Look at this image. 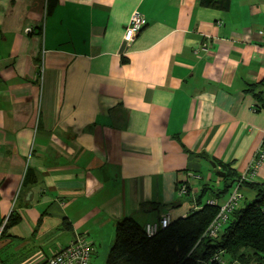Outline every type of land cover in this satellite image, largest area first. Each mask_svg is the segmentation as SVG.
<instances>
[{
	"label": "crops",
	"instance_id": "crops-1",
	"mask_svg": "<svg viewBox=\"0 0 264 264\" xmlns=\"http://www.w3.org/2000/svg\"><path fill=\"white\" fill-rule=\"evenodd\" d=\"M261 28L264 0H0V221L19 216L0 262L43 264L83 234L104 264L116 220L222 203L264 132ZM248 182L264 187V161Z\"/></svg>",
	"mask_w": 264,
	"mask_h": 264
},
{
	"label": "trees",
	"instance_id": "trees-1",
	"mask_svg": "<svg viewBox=\"0 0 264 264\" xmlns=\"http://www.w3.org/2000/svg\"><path fill=\"white\" fill-rule=\"evenodd\" d=\"M229 1L199 0V3L226 9ZM232 174L231 177L225 175L224 185L214 191L215 195L229 192L239 177L237 173ZM243 183L254 188L255 195L234 210L217 237L200 238L217 211V206L206 203L183 217L170 220L151 236H147L131 216H124L114 222V238L104 264H203L217 249H223L225 255L232 258L229 260H237L241 264H247L249 260L264 264V187L248 181ZM206 188L203 187L202 191ZM18 220V215L8 216L4 231ZM197 240L196 248L191 249Z\"/></svg>",
	"mask_w": 264,
	"mask_h": 264
},
{
	"label": "built area",
	"instance_id": "built-area-1",
	"mask_svg": "<svg viewBox=\"0 0 264 264\" xmlns=\"http://www.w3.org/2000/svg\"><path fill=\"white\" fill-rule=\"evenodd\" d=\"M146 20L144 16L138 11H132L122 30V40L126 44H131L135 36L139 33L145 25ZM261 37V46L264 49V29L256 30ZM203 48V47H202ZM41 65L39 66V73L41 72ZM264 92V82H263ZM264 161V132L261 136L258 148L255 150L251 162L248 163L246 170L239 174L238 179L232 184L225 200L218 203L216 198H209L205 201L206 204L217 206V211L202 231L201 237L215 238L220 232L221 227L229 220V216L238 208V203L242 199L240 186L242 182L249 181L254 175L257 168ZM178 194L186 192V186L183 183L177 184ZM8 217V216H7ZM6 218L0 221V236L4 231ZM170 222L169 213H164L157 220L146 222L142 225L143 231L147 236L154 234L159 228L164 227ZM199 240V239H198ZM198 240L193 244L192 248L198 243ZM93 246L85 238L83 234H75L72 240L65 246L59 247L55 252L48 256L43 264H92L90 257L93 252ZM241 264L237 260H229L225 257L223 249H217L203 264ZM0 264H2L0 262Z\"/></svg>",
	"mask_w": 264,
	"mask_h": 264
},
{
	"label": "rangeland",
	"instance_id": "rangeland-1",
	"mask_svg": "<svg viewBox=\"0 0 264 264\" xmlns=\"http://www.w3.org/2000/svg\"><path fill=\"white\" fill-rule=\"evenodd\" d=\"M241 191H242V193H244L245 194V199L243 200V202H241V203H243L244 204V202L245 201H248L249 199H251L250 197H249V193H248V191H246V189L245 188H241Z\"/></svg>",
	"mask_w": 264,
	"mask_h": 264
}]
</instances>
